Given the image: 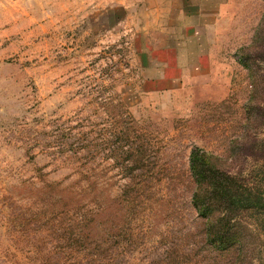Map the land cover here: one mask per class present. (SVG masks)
<instances>
[{"label":"rangeland","instance_id":"obj_1","mask_svg":"<svg viewBox=\"0 0 264 264\" xmlns=\"http://www.w3.org/2000/svg\"><path fill=\"white\" fill-rule=\"evenodd\" d=\"M179 3L0 0V264H199L194 147L264 188V0H229L206 71L153 81Z\"/></svg>","mask_w":264,"mask_h":264},{"label":"trees","instance_id":"obj_2","mask_svg":"<svg viewBox=\"0 0 264 264\" xmlns=\"http://www.w3.org/2000/svg\"><path fill=\"white\" fill-rule=\"evenodd\" d=\"M264 30V26H262ZM262 31V29H261ZM240 50L238 62L250 71V59ZM256 63L264 64V52ZM264 153V149H261ZM219 159L194 147L188 158L189 177L194 185L190 208L202 221V248L199 264H252L247 233L249 225L243 222V213L264 214V188L259 184H248L238 174L224 169ZM216 163V164H214ZM218 164V165H217ZM264 171V156L261 164ZM82 179V177H81ZM86 183V179L83 178ZM75 201H85L87 187L76 183ZM138 197L141 194H137ZM142 200H148L141 196ZM164 198V197H163ZM126 199V198H125ZM192 264L191 259H187Z\"/></svg>","mask_w":264,"mask_h":264},{"label":"crops","instance_id":"obj_3","mask_svg":"<svg viewBox=\"0 0 264 264\" xmlns=\"http://www.w3.org/2000/svg\"><path fill=\"white\" fill-rule=\"evenodd\" d=\"M171 1V0H170ZM173 8L179 39L175 44L160 50L165 56L155 57L153 81H183L194 78L211 64L209 49L213 47L218 17L229 0H178ZM159 54V53H158ZM160 55V54H159ZM160 90V89H159Z\"/></svg>","mask_w":264,"mask_h":264}]
</instances>
